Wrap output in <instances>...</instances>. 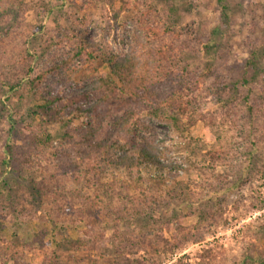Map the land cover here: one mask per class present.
I'll list each match as a JSON object with an SVG mask.
<instances>
[{
  "label": "trees",
  "instance_id": "obj_1",
  "mask_svg": "<svg viewBox=\"0 0 264 264\" xmlns=\"http://www.w3.org/2000/svg\"><path fill=\"white\" fill-rule=\"evenodd\" d=\"M102 1L113 6V0ZM173 1L120 0L140 31L123 57L88 36L90 14L83 19L71 16L69 27L58 24L51 29L44 22L55 10L52 0L32 2L35 24L24 23V13L14 6L0 11L8 37L0 44V63L11 61L8 67L0 65V97L10 94L0 99L1 264H20L21 243L31 250L54 245L43 262L58 264L65 245L94 251L100 246L97 237L101 233L107 239L109 231L116 264H159L160 253L168 255L188 242L202 243L227 225V206L238 209L245 201L248 213L264 210L258 185H264V37L246 38L242 56L223 61L221 69L208 66L201 78L183 61L185 45L178 31L156 18L165 2L168 17L177 20L180 12ZM217 2L232 34L229 1ZM186 8L196 10L190 0ZM200 26L207 37L214 35L208 23ZM256 26H248L253 35ZM48 49H58V58L36 62ZM100 65L108 71L81 83L74 80L84 68L98 71ZM172 67L176 71L171 72ZM60 71L63 75L49 82ZM167 78L169 84L163 85ZM53 85L62 86L63 93ZM209 94L220 98L216 111H207L201 100ZM143 113L183 137L186 164L169 160ZM199 123L210 141L191 133ZM38 170L39 180L30 175ZM189 182L204 188L207 196L194 198ZM22 188L30 191L31 208L18 206ZM170 206L174 209L168 219L177 229L167 239L164 229L170 232V224L157 225L153 215L163 220ZM43 210L44 215H38ZM194 215L197 222L185 227L182 220ZM80 222L85 230L69 239L66 224ZM153 224L158 232L148 240L141 230ZM256 240L264 242V226L234 264H264V245ZM223 251L203 248L199 263L224 264Z\"/></svg>",
  "mask_w": 264,
  "mask_h": 264
},
{
  "label": "rangeland",
  "instance_id": "obj_2",
  "mask_svg": "<svg viewBox=\"0 0 264 264\" xmlns=\"http://www.w3.org/2000/svg\"><path fill=\"white\" fill-rule=\"evenodd\" d=\"M34 1L35 0H0V11L8 10L14 6L17 10L24 13V23L35 24L36 21L32 6V2ZM188 1L189 0L173 1L174 6H176L180 12V17L177 20L168 17L169 13L166 11L165 2L159 5L156 18L161 22L163 21L165 25L170 27L174 26L173 30L176 32L178 31L180 39L185 45L183 61L187 64L189 71L197 73L201 78L208 72V66L216 65L218 69H221L223 61L231 60L237 54L242 56V51L244 49L242 44L246 38L253 39L264 37V0H228L229 5L226 4V8L233 21L232 34H230V28L224 25L223 12L225 11L222 10L221 4H219L217 0H190L193 5H195L196 10L195 8H186ZM52 2L55 10L49 13L44 22L45 26L52 29L60 24L64 28H67L71 24V16H77L83 19L87 14H90L92 16V23L86 26L89 32L88 36L92 39H96L97 42L108 44L110 49L121 57L130 52L135 35L140 33L134 23V14L124 12L120 7V0H113V6L107 5L102 0H87L88 3H84L82 0H52ZM104 8H106L107 12L104 11ZM113 13L117 16L112 17L111 15ZM5 18L6 17L2 14L0 15V44H2L1 42L4 36L8 39L6 33H4V25H2L4 23L7 24ZM7 20H12V18H7ZM201 22L208 23L209 27L213 29L214 35H210V37L204 35V29L200 26ZM253 23L258 24V26L255 27V35L248 30V26ZM224 32L229 36L224 38L222 35ZM207 45L209 46V50L205 48ZM29 46L30 50L33 51L34 49H32L31 43H29ZM41 48H46V44L41 45ZM21 50L22 49H19L18 52ZM57 50L58 49H48L40 60L36 59V62L39 64L51 62L58 58ZM10 63L11 61L1 62L0 65H2L1 67H8ZM172 68V71L170 70L171 72L176 71L175 67ZM107 71L108 67L106 65H100L98 71H93L86 67L75 75L74 80L81 83L97 76L98 73L102 74ZM171 72L169 74H171ZM60 75H63L62 71L55 77H49V82H54ZM2 78L3 77L0 75V87L4 83V79ZM15 80L16 79H12L11 82ZM168 84L169 78L166 80L164 79L163 85ZM53 88L59 94H62L64 91V88L60 85H53ZM4 89H8V87L4 86ZM9 95L1 96L0 99H5ZM219 99L212 94L201 96L202 102L206 105V110L210 112L220 108V103H218ZM1 109L2 107H0V112ZM142 116H144L146 122L154 128L158 138L163 142L162 147L167 148L169 160L179 164H186L184 160L185 157H187V151L184 149L183 137L172 130L170 125L166 122L155 118L153 119L146 113H143ZM0 124L4 123L0 122ZM1 126L3 127V125ZM4 130L6 129L4 128ZM191 133L202 140L210 141L208 130L201 123L193 127ZM17 144L20 145V141H18ZM0 148H3V142L0 143ZM2 158L3 156L1 155L0 159ZM262 161L264 162V156L262 157ZM179 174L183 175L184 171H179ZM30 175L38 180L40 179L39 170ZM193 179L194 181H198L196 178ZM260 183L261 184H258L260 186L259 191L264 198V185H262V182ZM189 187L194 198L200 199V197L204 198L207 196V191L202 187L198 188L194 182L190 183ZM18 193V206L27 209L31 208L32 205L29 204V199L31 197L29 194L30 191H27L26 188H22L17 194ZM227 207L228 209L225 213V218L228 220L227 225L220 226L214 235L208 236L202 243L188 242L168 255H162L160 253L162 257H160L159 264H178L180 261L186 264H201L199 263L198 254H200L203 248L210 246H216L224 250V264L240 262L249 240H252L256 231L259 230L261 226H264V210L248 213L246 211L247 203L245 201H242L241 204L238 205V209L232 205ZM173 209L174 207L170 206L168 209L169 214L164 215L161 221L158 219V214L153 215L157 220V225L170 224V232L164 229V237L167 239H170L171 235L177 229L176 222L173 219H168L172 215ZM44 212L46 211L43 210V213L38 212V215H44ZM174 212L176 211L174 210ZM182 221L185 227L192 226L197 222V216H189ZM157 225L153 224L149 227H144L141 233L144 234L148 240H151L158 232ZM66 226L68 230L65 232V235H68L69 239H76L86 228L84 222H80L79 225L66 224ZM8 232L11 233L12 231ZM111 235L112 231H109L106 234L107 239H105L100 233V237H97V239L99 238L100 246L98 248L96 247L94 251H89L83 247L78 248V246L70 248V246L65 245L63 251L58 252L60 257L62 255L58 260V264H116V250L112 248L109 243ZM59 237L61 236L59 235ZM19 240L23 242L22 239ZM254 242H256L258 246L264 245L263 241L259 242L256 240ZM7 246L8 245L5 247L4 245L3 248L7 249ZM53 246L54 245L46 246L44 249L39 248L31 250L23 249V244L21 243L19 248H17L20 253L18 260L20 264H46L43 261L46 260L50 251L54 248ZM6 249H3L2 253L6 254L7 257L13 256L15 258L13 254L7 253ZM21 256H23V258H20ZM2 257L5 258L3 255ZM146 264L149 263L147 262Z\"/></svg>",
  "mask_w": 264,
  "mask_h": 264
}]
</instances>
